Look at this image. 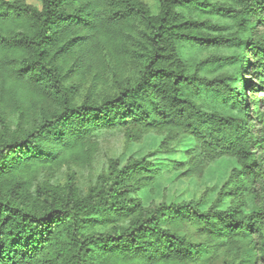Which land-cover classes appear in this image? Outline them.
Masks as SVG:
<instances>
[{
    "label": "trees",
    "instance_id": "16d2710c",
    "mask_svg": "<svg viewBox=\"0 0 264 264\" xmlns=\"http://www.w3.org/2000/svg\"><path fill=\"white\" fill-rule=\"evenodd\" d=\"M33 1L0 0V264H264V0ZM112 130L235 166L206 208L145 205L149 155L81 181Z\"/></svg>",
    "mask_w": 264,
    "mask_h": 264
},
{
    "label": "rangeland",
    "instance_id": "374dc122",
    "mask_svg": "<svg viewBox=\"0 0 264 264\" xmlns=\"http://www.w3.org/2000/svg\"><path fill=\"white\" fill-rule=\"evenodd\" d=\"M28 3L36 4L33 0H26ZM151 11H156L155 0H141ZM262 34L255 36L257 39ZM223 53V52H222ZM205 53L200 57H205ZM232 65H224L218 68L217 72L232 71ZM250 76L246 72V64L242 66L241 79L247 81ZM86 91H83L84 96ZM249 102L253 98L252 93L246 91ZM251 108H252V104ZM162 140V136L154 133L145 134L139 141L130 142L127 140L124 132L121 130H112L99 136V148L95 161L90 171L84 172L81 181L86 183L93 181L95 176L106 168L108 159L118 158L120 164H124L129 157L139 158L150 156L155 167H159L155 182L150 188L141 192V197L145 205L158 204L161 202L177 203L184 200H198L203 194H206L205 207H208L215 199L218 190L227 179L231 169L235 166L234 159L221 158L215 160L206 168L200 177L181 176V170L176 169L177 161H184L186 158L185 151L194 146L191 138L184 137L177 142L167 153L156 154L157 147ZM67 169L63 167L57 173L59 182L65 181ZM256 205L252 200L248 210H255ZM222 260L216 261L215 264H221ZM243 264H251L245 262Z\"/></svg>",
    "mask_w": 264,
    "mask_h": 264
}]
</instances>
